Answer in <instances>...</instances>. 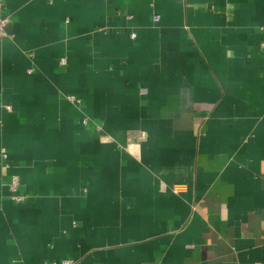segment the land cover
<instances>
[{
  "label": "crops",
  "instance_id": "1",
  "mask_svg": "<svg viewBox=\"0 0 264 264\" xmlns=\"http://www.w3.org/2000/svg\"><path fill=\"white\" fill-rule=\"evenodd\" d=\"M3 14L0 264H264V0Z\"/></svg>",
  "mask_w": 264,
  "mask_h": 264
},
{
  "label": "built area",
  "instance_id": "2",
  "mask_svg": "<svg viewBox=\"0 0 264 264\" xmlns=\"http://www.w3.org/2000/svg\"><path fill=\"white\" fill-rule=\"evenodd\" d=\"M156 19H158V16H156ZM8 22H9V17L5 16L3 14V0H0V39L6 35L5 27H6ZM260 46L264 47V39L261 41ZM60 62L64 64V63H66V59L62 58ZM84 122L87 123V120L85 119ZM0 154L4 158H6L8 156L7 150L4 148L1 150ZM8 186H9L10 190L13 192V194H12L13 200H15L17 202H22L26 199V195H24L23 193H21L19 191L20 180L16 175L12 176L10 182L8 183ZM62 263L74 264V260L64 259L62 261Z\"/></svg>",
  "mask_w": 264,
  "mask_h": 264
}]
</instances>
